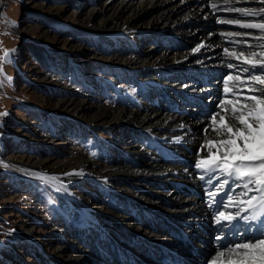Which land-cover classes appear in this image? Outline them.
<instances>
[{
  "label": "rangeland",
  "instance_id": "rangeland-1",
  "mask_svg": "<svg viewBox=\"0 0 264 264\" xmlns=\"http://www.w3.org/2000/svg\"><path fill=\"white\" fill-rule=\"evenodd\" d=\"M144 1L0 0V113H6L0 115V264H121L117 251L130 254L134 264H160L144 254L145 241L134 244L131 231L138 227L146 234L147 224L152 237L160 229L164 235L186 229L184 224L163 225L158 212L147 207L152 202L168 208L165 198H157L166 196L164 178L148 167L154 152L166 161L171 150L166 143H152L151 130L137 112L158 97V102L170 99L171 106L189 107L176 97L182 89L178 78H192L200 68L167 62L194 48L197 35L222 21L264 24V0H244L240 8L259 15L235 10L198 23L184 3L205 7L213 0H172L165 17L171 28L159 20L166 3L139 11ZM232 29L221 46L237 35V28ZM249 29L254 36L248 37L246 50L223 61L234 65L229 67L234 75L249 80L246 97L225 90L234 89L236 82L222 84V61L206 59L216 62L207 75L218 84L214 98L219 103L211 101L201 113L210 112V130L225 133L207 138L215 143L228 138L229 127L244 128L233 118L229 100L242 98L235 115H246L255 105L248 97L264 88L242 70L252 63L234 62L243 56L257 68L264 65V30ZM226 53L235 54L230 49ZM190 226L203 235L198 225ZM239 231L237 224L232 235ZM209 242L202 247L206 258H220V249L209 248Z\"/></svg>",
  "mask_w": 264,
  "mask_h": 264
},
{
  "label": "bare ground",
  "instance_id": "bare-ground-1",
  "mask_svg": "<svg viewBox=\"0 0 264 264\" xmlns=\"http://www.w3.org/2000/svg\"><path fill=\"white\" fill-rule=\"evenodd\" d=\"M171 1L172 0H146L142 2L138 8L139 11H141L166 3V6H163L164 14L162 15V19L159 18V20L167 22L165 17L170 14L173 9V4H175ZM243 2L244 0H213L212 4L205 7H203L202 4L195 5V1H188L184 4L194 10L198 19H194V21L196 22L197 20L196 23H198L201 22L202 19H204L205 22H210L221 12H233L236 9H240L243 6ZM168 4L172 5L171 9L167 7ZM213 5H215V7H213ZM125 8H127L126 4H124L122 9ZM183 21L184 23H187L186 19H183ZM167 23L170 25L169 28H171V23ZM244 23L245 22L242 21H239V23L222 21L221 24H218L216 27L214 26L213 29L208 30L206 34L201 36L197 35L192 42L195 46L194 48L186 50L182 54L176 55L171 62H167V65L170 66L175 64L176 66H184L186 68L193 66V70H196L197 67L201 70H199V74H195L192 78L187 75H183L178 78L182 85V89L178 91L179 93H177L176 97L180 98V105H184L185 102H187L189 107L185 106L186 104L180 108L176 106V104L171 106L169 104L171 102L170 99L167 101L169 102L167 104L163 103L162 100L161 102H158V97L152 100L142 113L140 112L139 114V112H137L139 121L142 124H146L144 125L145 128L147 127L151 130L150 135H152L151 137L153 138L152 143L159 145H161V142L166 143L169 150H171V152H168L169 155L166 161L161 159L159 153L156 154V152H154L155 155L160 158L157 161V157L154 155L153 161L149 163L150 167H148L150 172L162 174L160 177L164 178L163 181H165V183H163L162 187L164 188L163 190L166 196H159L157 198H160L161 201L165 198L164 202L168 205V208L164 210L159 207H154L152 202H147V207L158 212L156 218L163 225H169V227L173 228H180L178 224H184L186 226V229L183 231L179 230L180 232L178 233L173 232L170 234L168 233V235L160 233L163 231L160 229L153 232L154 235L152 237L150 236L152 230L149 229L151 227H148L147 224H144V227H146V234H143L138 227L131 231V239L136 240L134 241V244L138 243V241H145L147 246L143 250L144 254L153 258L154 261L160 262V264H192L197 260L200 264H227V254L220 258H206L205 251L202 248L205 245V242H209L210 240L209 248L213 246L219 248L221 242L228 244L240 240H246L247 238L245 237H250L255 233V226L249 228L247 223L241 222L238 225L240 227L239 233L242 234H238V236H236V234L233 233V236L232 232L235 229L230 231L227 228H222L221 225L226 223L223 220H221L220 224L216 222L214 219L216 216V209L218 207L216 201L224 196L227 186H225L224 189L219 190L215 187L210 188L207 182L208 176L205 175L207 170L197 167V163L201 160H214L219 162L224 158L227 149L231 147L229 144L215 143L209 141L210 139H207L211 138L212 135L222 137L225 133L219 130H210L209 125H211L210 120L212 118L210 112L208 111V114L201 113L202 109L205 110L204 112H207L206 108L212 103L211 101H214V104L219 103V99L215 100L214 98L218 84L216 85V83L211 81L212 79H210L207 75L209 69H213L216 62H206V59H219L220 62L222 61L223 63V61H227L225 59H229L231 56L235 57L239 53L245 51V43H248V37L254 35L248 31L250 30L249 28L241 27V24ZM235 27L237 28L235 29V33L237 35L231 37L226 44L221 46L222 42L220 43V41L222 38L227 36L226 34H229V31ZM177 28L181 30L183 26L179 25ZM175 43L178 44V41H174V45ZM174 45L172 44L173 47ZM205 45L210 46V49H198L200 46ZM228 49L232 52L234 51L235 54H227V51L225 50ZM243 58V56H238L235 58L236 61L234 62H242ZM220 62H217V64ZM225 63L226 62H224L220 68L223 72L221 76L222 81L224 80V82L222 84H229L230 81H235L236 84H233L234 89H230L228 87L224 89L227 92H232L235 96L244 95L242 97H246L245 95L250 89V86L247 85L249 80L246 82L247 78H242V75H234ZM195 64L197 67H195ZM191 81H193L192 84ZM194 85L196 87L193 89ZM189 87L192 89L187 91L186 88ZM202 94L206 95V98L202 97L198 99L195 97L199 95L202 96ZM250 95L248 94V96ZM208 100L209 103L207 102ZM229 101H232V105H234L237 109H241L240 107L242 106H239V103H242L244 100L241 98L240 102L239 99L235 100L233 97V99ZM244 108L246 107L244 106ZM216 109H218V107H216ZM234 128L235 127H233V129ZM201 131H203L202 134ZM169 137H173V139H170V141H168L169 143H167L166 139ZM185 145L186 147H184ZM179 149H187V151L184 150L180 154H176L175 150L178 151ZM160 160L163 162H160ZM81 164L84 165L85 161H82ZM214 175L216 176V179L213 180L214 185L218 184L221 179L227 178L219 171H217ZM250 187H253V191L248 192L247 195L243 194L246 191L243 187H236L232 193L230 205L226 209L221 208L220 210L224 211L225 214L232 213L235 215L239 212L241 216L247 215L249 217L253 214H257V218L259 219L260 215H264V194L256 191L254 186L250 185ZM238 191H241V196L233 198V196H236ZM210 193H214V195ZM251 197H256V199L252 200L250 206L248 201ZM227 199L228 198L225 197V200ZM134 201H136L135 198ZM131 202L132 205L135 206L133 201ZM191 224L198 225L199 232L201 231L203 235H197V233L194 232V229L191 228ZM159 228L163 229V227ZM246 229L247 231H245ZM157 235L159 239L155 237ZM225 236L227 238L223 239ZM217 237H221L222 239L218 240ZM197 244L200 246V248L198 247L199 249L196 248ZM114 256L121 264L135 263V259L130 254L117 251L114 252Z\"/></svg>",
  "mask_w": 264,
  "mask_h": 264
},
{
  "label": "snow or ice",
  "instance_id": "snow-or-ice-1",
  "mask_svg": "<svg viewBox=\"0 0 264 264\" xmlns=\"http://www.w3.org/2000/svg\"><path fill=\"white\" fill-rule=\"evenodd\" d=\"M236 11H241L244 16L259 15L257 12H250L246 9H236ZM260 12H264V8ZM228 22L239 23V20ZM241 27L264 30V24L244 23L241 24ZM7 55L5 53V56ZM252 55L255 56V53H252ZM242 62L252 63L251 68H244L243 71L248 73L249 78L255 83L264 85V79L256 74L264 75V65L257 68L255 63L248 58H243ZM229 67H234V65L229 64ZM259 93L258 96L248 97V99L255 101V105L248 110L246 115L241 112L239 116H236L235 113L238 109L235 106L233 107V118L244 128L236 127L234 130L231 127L228 128L230 135L221 143H227L231 147L225 152L224 158L219 162L201 160L197 163L198 168L207 170L205 175L208 176L207 182L210 188L215 187L219 190L227 186L224 196L216 201L218 205L214 217L216 222L220 224L221 220L225 221L226 223L222 224L221 227L230 231L235 229L236 225L241 222L247 223L249 228L255 226V233L247 240L228 244L221 242L217 256L223 257L227 254V264H264V215H260L258 219L257 214L249 217L247 215L241 216L239 212L235 215L232 213L225 214L224 211L220 210L221 208L226 209L230 205L231 196L236 187H243L246 190L243 193L244 195L253 191V187H250V185L254 186L256 191L264 194V88L260 89ZM0 115H6V113H0ZM221 119L223 120V117ZM237 141L242 143H237ZM217 171L227 178L221 179L218 184L214 185L213 180L216 179L214 174ZM210 194L214 195V193ZM236 195H240V193H236ZM225 197L228 199L225 200ZM255 199L256 197L250 198L248 201L250 206L252 200ZM226 238V236L223 237V239ZM217 239L221 240L222 238L217 237Z\"/></svg>",
  "mask_w": 264,
  "mask_h": 264
}]
</instances>
